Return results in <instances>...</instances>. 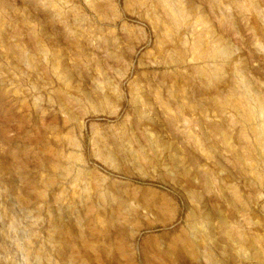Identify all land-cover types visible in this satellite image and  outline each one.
Wrapping results in <instances>:
<instances>
[{
    "label": "rangeland",
    "instance_id": "374dc122",
    "mask_svg": "<svg viewBox=\"0 0 264 264\" xmlns=\"http://www.w3.org/2000/svg\"><path fill=\"white\" fill-rule=\"evenodd\" d=\"M0 264H264V0H0Z\"/></svg>",
    "mask_w": 264,
    "mask_h": 264
}]
</instances>
